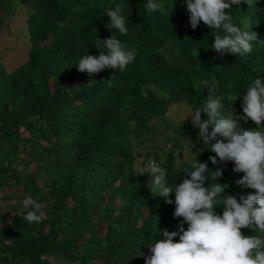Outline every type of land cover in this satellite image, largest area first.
<instances>
[{"label": "trees", "instance_id": "obj_1", "mask_svg": "<svg viewBox=\"0 0 264 264\" xmlns=\"http://www.w3.org/2000/svg\"><path fill=\"white\" fill-rule=\"evenodd\" d=\"M12 1L0 0V10L10 13ZM147 2L21 0L30 9L25 60L0 48V264H146L149 245L165 229L178 231L183 220L174 218L175 203L152 195L147 160L153 155L166 169L169 186L190 179L185 169L192 166L174 151L181 140H198L190 117L208 95L199 82L216 81V94L230 110L243 102L254 79L264 80V0L251 10L244 3L226 10L259 41L249 54L223 57L211 44L214 34L224 33L203 22L193 30L186 0H156L166 14L149 12ZM120 3L127 35L105 27L108 9ZM3 24L0 18V30ZM112 34L136 49L134 61L123 72H79L84 55L99 56L96 39ZM201 118L208 119L204 113ZM154 120L167 129L176 121L171 146L140 154L139 163L135 152L153 144ZM202 147L216 156L209 145ZM205 155L195 163H207L210 172L221 169ZM222 172L220 180L206 173L205 187L229 185L225 194L235 196ZM26 197L42 205L41 222L24 219L33 210L23 206ZM169 198L174 201V193ZM216 207L222 215V206Z\"/></svg>", "mask_w": 264, "mask_h": 264}, {"label": "clouds", "instance_id": "obj_2", "mask_svg": "<svg viewBox=\"0 0 264 264\" xmlns=\"http://www.w3.org/2000/svg\"><path fill=\"white\" fill-rule=\"evenodd\" d=\"M242 3L247 4L249 10L256 7V0H186L189 24L193 30L203 22L209 29L224 33L214 34V43L211 44L212 51L221 57L225 54H249L253 50V42L259 41L255 32L242 30L233 23L229 12L233 5ZM145 8L149 12L166 14L163 5L156 0H148ZM123 9L122 3L108 9L109 23L105 27L111 32L116 29L127 35ZM26 31L29 43L28 27ZM96 48L102 49L99 56L84 55L77 65L79 72L90 76L105 69L123 72L136 55L135 48L129 49L113 34L104 40L97 38ZM199 83L208 88V95L203 106L196 108L190 117L194 128L198 129V140H181L180 147L174 151L177 157H182L187 165L192 166L191 171L185 169L190 179L185 178L182 183L169 186L166 169L155 162L153 155L144 169L150 178L148 187L152 195L164 198L169 205L175 203L174 218L183 220L178 231L163 230V238L148 247L151 255L143 258L146 264H264V237H245L241 232L247 228L264 233V80L254 79L243 96V102L239 101L230 110L225 109L223 97L216 94V81L202 80ZM202 113L207 115V120H202ZM179 119L185 120L183 117ZM158 138L146 148H140L142 152H135L136 155H145L147 151L154 153L171 146V133L162 136L163 141ZM202 143L209 145L211 153L216 156L209 157ZM198 155H205V160L209 158L213 165L218 162L221 169L210 172L207 163H195ZM222 171L233 182L235 196L225 194L229 185L210 183V187H205L209 182L206 173H210L211 180H220ZM173 193L174 201L169 198ZM22 204L33 209L24 216L29 224L41 222L44 213L40 203L26 197ZM218 204L223 208L222 215L215 212ZM184 224L188 225L187 230ZM177 236L179 242H174Z\"/></svg>", "mask_w": 264, "mask_h": 264}, {"label": "rangeland", "instance_id": "obj_3", "mask_svg": "<svg viewBox=\"0 0 264 264\" xmlns=\"http://www.w3.org/2000/svg\"><path fill=\"white\" fill-rule=\"evenodd\" d=\"M29 13H30L29 7L24 6L21 3V0H13V9L10 13H5L4 11L0 10V18L4 19V24L2 25L0 30V48L2 50H9L8 53L12 51L13 53H15L14 55L19 54L20 58L17 60L18 62H22L23 60H25V56H26V48L28 45L26 21ZM12 58H13L12 55H10L9 58L7 59L9 61ZM175 120L178 121L176 118ZM176 121L170 120L168 122L169 125L167 127L169 128L167 129V132L162 122L152 121L151 122L152 130L149 136L152 137L154 140L157 137H159L158 139L163 141L164 139L161 137L162 136L166 137L171 133L172 127L175 125L174 123ZM152 147L154 146H151L150 148ZM140 152H142V150L139 147L136 150V153H140ZM137 157L139 163H141L144 160L143 157H139V156Z\"/></svg>", "mask_w": 264, "mask_h": 264}]
</instances>
